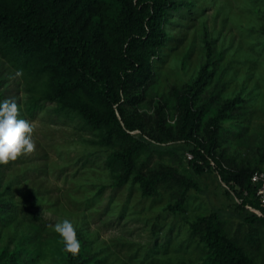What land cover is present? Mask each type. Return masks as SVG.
<instances>
[{
	"label": "rangeland",
	"instance_id": "obj_1",
	"mask_svg": "<svg viewBox=\"0 0 264 264\" xmlns=\"http://www.w3.org/2000/svg\"><path fill=\"white\" fill-rule=\"evenodd\" d=\"M184 1L186 7L164 25L166 45L152 59L137 108L152 115L163 108L168 123L178 126L174 90L199 77L207 36L215 71L194 100L200 114L191 137L215 162L197 160L203 168L197 173L187 165L196 155L190 145L146 148L137 169H176V178L167 175L150 196L132 180L116 185L121 171L109 159L127 140L100 144V128L75 112L58 114L54 105L29 114L20 76L0 58V102L16 100L19 118L35 127L36 142L32 154L0 165V264H66L62 239L52 227L64 219L76 229L80 264H219L202 241L213 213L218 235L253 264H264V221L240 216L239 202L217 172L264 170V0ZM117 13L112 0H94L88 13L87 30L99 22L110 47ZM231 101L214 127L217 113ZM179 178L196 181L200 189L185 192Z\"/></svg>",
	"mask_w": 264,
	"mask_h": 264
},
{
	"label": "trees",
	"instance_id": "obj_2",
	"mask_svg": "<svg viewBox=\"0 0 264 264\" xmlns=\"http://www.w3.org/2000/svg\"><path fill=\"white\" fill-rule=\"evenodd\" d=\"M112 1L118 13L111 25L113 46L110 47L101 37L99 22L94 31L87 30L91 17L88 13L94 0H0V58L20 76L25 110L29 114L54 105L58 114L75 112L94 128H100V144L109 145L117 137L127 140L109 159L121 171L116 185L132 180L139 184L144 195L150 196L167 175L176 178V169L167 165L149 173L137 169V160L146 148L158 150L178 141L190 145L196 155L187 165L197 173L203 170L197 160L206 166L215 162L210 150L203 149L191 137L200 114L193 107L194 100L213 77L214 50L206 36L205 62L199 77L182 91L174 90L179 113L177 127L168 123L163 108L154 115L140 114L137 107L152 74V59L166 45L164 25L172 13L180 12L188 3L184 0ZM3 82L0 79V85ZM234 102L223 105L215 117L214 127L225 118L226 110ZM256 171L264 170L236 169L224 173L217 169L221 183L243 210L240 216L259 217L264 221V208L251 182ZM178 180L185 192L190 188L200 189L194 180ZM244 192L247 195L242 197ZM217 217L213 213L206 218L202 239L210 250V260L219 264H253L218 235L214 225ZM64 254L66 264H80L79 255L73 257L65 251Z\"/></svg>",
	"mask_w": 264,
	"mask_h": 264
},
{
	"label": "clouds",
	"instance_id": "obj_3",
	"mask_svg": "<svg viewBox=\"0 0 264 264\" xmlns=\"http://www.w3.org/2000/svg\"><path fill=\"white\" fill-rule=\"evenodd\" d=\"M19 117L20 109L14 98L0 102V165H8L36 150L33 123ZM52 227L62 239L64 251L77 256L81 244L73 223L64 219Z\"/></svg>",
	"mask_w": 264,
	"mask_h": 264
},
{
	"label": "built area",
	"instance_id": "obj_4",
	"mask_svg": "<svg viewBox=\"0 0 264 264\" xmlns=\"http://www.w3.org/2000/svg\"><path fill=\"white\" fill-rule=\"evenodd\" d=\"M252 184L256 187V196L264 208V171H256L251 177Z\"/></svg>",
	"mask_w": 264,
	"mask_h": 264
}]
</instances>
